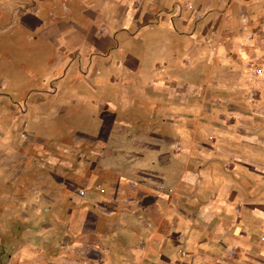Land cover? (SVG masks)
<instances>
[{
    "label": "crops",
    "instance_id": "1",
    "mask_svg": "<svg viewBox=\"0 0 264 264\" xmlns=\"http://www.w3.org/2000/svg\"><path fill=\"white\" fill-rule=\"evenodd\" d=\"M14 1L23 0H0V35L16 32L34 44L37 68L20 80L5 77L2 98L20 101L35 92L53 99L46 104L59 132L53 152L65 148L66 165L44 189L56 206L49 232L23 244L13 264H264V73L233 64L228 79L241 90L225 99H241L232 111L239 123L219 122L226 107L208 108L203 120V58L223 49L211 54L201 43L191 45L201 32L182 5L174 24L126 44L107 43L98 30L96 20L105 26V0L92 6L91 0H29L37 11L24 14L33 20L26 25L9 21ZM257 12L264 40L261 0ZM216 20L210 14L200 23L209 29ZM129 24L118 22L119 33ZM18 41L5 40L4 47ZM256 51L264 55V41ZM7 65L0 60V71ZM28 98L27 107L35 108L36 97ZM13 117L0 100V206L26 200V162L9 152L16 142L7 140L18 130Z\"/></svg>",
    "mask_w": 264,
    "mask_h": 264
},
{
    "label": "rangeland",
    "instance_id": "2",
    "mask_svg": "<svg viewBox=\"0 0 264 264\" xmlns=\"http://www.w3.org/2000/svg\"><path fill=\"white\" fill-rule=\"evenodd\" d=\"M44 1L50 3L52 0ZM166 1L105 0L107 7V10L105 9V26L102 20H98L99 22L96 20L95 23L99 27L98 30L105 34L106 40L104 41L107 43H138L145 40L147 32L161 33L165 22L174 24L173 19L178 17L179 7L181 5L183 8L185 7L194 15L193 21L201 32L197 39L191 40V45L201 43L202 49L209 50L211 54L216 52V48L223 49L222 54H218L217 58H214L213 55L203 58L202 67L206 77L202 83V119L205 120L209 117L208 108L226 107L229 109L228 115L218 118L219 122L223 124L239 123L232 111L233 113L235 111L233 107L240 109L241 99H234L231 96L232 99L226 100L225 96H229L232 91L241 90L238 86L232 85L233 82L228 79L229 72L232 71L235 63H238L240 69L248 74L259 75L256 73L257 68H261L264 73L262 65L264 55H258L256 51L259 41H264L261 40L263 36L259 34L258 30V22L261 21L258 19V0H170L168 4ZM199 2L203 4L200 7L198 6ZM28 3L29 0L14 1L12 7L9 8L11 10L9 21L20 22L21 25H24L25 21V25L32 23L31 19H22L29 10H36L35 6L28 7ZM94 3H98L97 0H91L89 5L92 6ZM261 3L264 1L261 0ZM239 4L240 7H238ZM210 14H214L217 20L212 21V26L208 29L207 25L209 24L202 23L201 25L200 21ZM108 15L114 16L113 21H117V26L111 28ZM33 17L35 18V15ZM125 21H129L130 24L127 29L119 33L118 22ZM19 35L21 34L16 32L0 35V60L8 62V65L0 71V86L5 77L10 81L16 80V78L20 80L18 78L27 72L36 71L37 49L34 48V44L20 38ZM16 37H19L18 47H4L3 41L7 40L8 42ZM235 46H240L241 49L237 51L234 49ZM244 46H247L245 50H243ZM243 51L247 55L244 60L240 57ZM17 53L20 54L19 57H16ZM129 55H131L130 51H123V56L129 57ZM185 62L190 67L193 64L192 57H186ZM220 72H225L227 78H224V73ZM221 80L229 83L219 86L213 83ZM10 85L13 86L14 83ZM4 88V86L0 87V100L6 101V104L12 108L13 120L19 125L15 133L7 135L8 141L16 142V146L9 152L20 153L24 157L27 172L25 206H0V255L3 252L0 264H6L9 261L13 264L17 260L18 251L23 244H33L37 241L35 236L43 233L46 235L50 230L51 223H53V209L56 206H50V199L53 196L44 189L53 185L51 178L53 173L64 172L66 157L65 148L53 152V139H56V133L59 132L53 131V114L47 113L48 105H46L50 102L53 103V99L43 97L42 94L35 92H29L26 98L20 101L14 98H2ZM244 90L251 97H256L258 94L256 93L258 90L255 89L245 88ZM29 96L36 97L33 99L36 102L35 108L27 107ZM64 117L63 115L59 118L62 123H65ZM39 119L44 122L39 123ZM62 133L64 134V131ZM63 134L59 136L62 138L61 140H65V134L64 136ZM53 156L57 158L56 161H53ZM227 164L226 168L230 166L229 163ZM14 170H17L16 167Z\"/></svg>",
    "mask_w": 264,
    "mask_h": 264
},
{
    "label": "built area",
    "instance_id": "3",
    "mask_svg": "<svg viewBox=\"0 0 264 264\" xmlns=\"http://www.w3.org/2000/svg\"><path fill=\"white\" fill-rule=\"evenodd\" d=\"M256 73H258L260 75L262 73V69L261 68H257L256 69ZM179 149H180V145L177 144L176 145V150L178 151ZM80 194H83V192H80ZM234 210H235L236 213L238 212V208H235Z\"/></svg>",
    "mask_w": 264,
    "mask_h": 264
}]
</instances>
